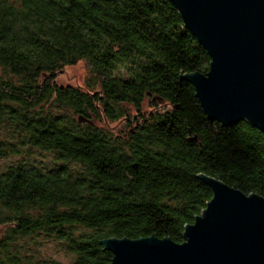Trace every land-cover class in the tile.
Listing matches in <instances>:
<instances>
[{"label": "trees", "instance_id": "16d2710c", "mask_svg": "<svg viewBox=\"0 0 264 264\" xmlns=\"http://www.w3.org/2000/svg\"><path fill=\"white\" fill-rule=\"evenodd\" d=\"M81 61L86 89L59 85ZM210 62L170 0H0V264H65L46 240L68 264H110L111 238L183 243L201 175L264 197V132L211 121L185 79Z\"/></svg>", "mask_w": 264, "mask_h": 264}, {"label": "water", "instance_id": "95a60500", "mask_svg": "<svg viewBox=\"0 0 264 264\" xmlns=\"http://www.w3.org/2000/svg\"><path fill=\"white\" fill-rule=\"evenodd\" d=\"M210 56L206 74L185 76L211 121H248L264 132V0H170ZM213 197L183 243L111 238L110 264H264V197L201 175Z\"/></svg>", "mask_w": 264, "mask_h": 264}, {"label": "rangeland", "instance_id": "374dc122", "mask_svg": "<svg viewBox=\"0 0 264 264\" xmlns=\"http://www.w3.org/2000/svg\"><path fill=\"white\" fill-rule=\"evenodd\" d=\"M90 73L89 69L85 62H79L76 65L68 66L65 70L59 75L57 79V83L63 86H74L81 89H86V81L89 78ZM135 114V111H132V115ZM97 126L103 127L110 131H120L122 134H126L127 128H125V124L123 121L109 123V122H94ZM4 164V161H0V166ZM8 229V225L0 226V237L4 234ZM25 241V240H24ZM23 240H20L18 243H22ZM26 246L23 249V252L28 251V253H32L34 251L30 246V240L25 241ZM37 252L35 254L41 258H51L55 259L59 262H63L65 264L70 263V256L62 250L60 244L55 240H46L39 245H37Z\"/></svg>", "mask_w": 264, "mask_h": 264}]
</instances>
